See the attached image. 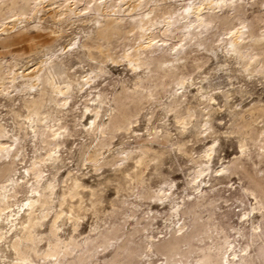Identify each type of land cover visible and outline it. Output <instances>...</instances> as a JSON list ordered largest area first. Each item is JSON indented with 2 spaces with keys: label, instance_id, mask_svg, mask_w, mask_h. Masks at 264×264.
Listing matches in <instances>:
<instances>
[{
  "label": "bare ground",
  "instance_id": "1",
  "mask_svg": "<svg viewBox=\"0 0 264 264\" xmlns=\"http://www.w3.org/2000/svg\"><path fill=\"white\" fill-rule=\"evenodd\" d=\"M131 1L132 3L128 4ZM175 1L179 0H0V33H7L30 18L40 19L47 8L57 9L55 16L59 15V18L79 16L83 13L86 16L81 17V15L77 20L92 21L90 26L81 29L82 35H75L70 40L67 50L59 49L57 52L47 49L43 54L41 53L38 60L32 63L35 65L33 69H30V66H20V63L14 59H0V93L2 92L12 104L18 100H16L18 95L23 100L22 105L24 106L25 103L26 108L28 107L27 114L18 123V127L23 130L22 135L5 132V126L0 122V138H7L0 139V177L6 173L8 166L14 164L16 159L23 155L22 149L25 144L23 140L28 138L35 144L49 137L47 151L44 154L35 155L31 164L24 167V176L19 177L18 169H15L8 176L7 183L1 182L3 184L0 185V244L8 237L3 225V222H7L13 227L9 236L12 239L11 248L18 257L16 263L9 261L6 264L33 263L28 260L24 248L30 247V242L34 240L36 225L40 218L48 217L51 210H55V213L49 232L54 237V241L50 242V248H47L42 256L48 258L51 264H72L75 261H81L84 255L83 253L73 255L74 248L71 249L70 245L73 244V247H76L79 244L76 245L77 241L73 239L62 238L61 225L70 222L73 230H77L88 209H93L94 212L98 210V204L103 199V195L96 187L85 184L79 175L69 170L63 180L64 187L61 197L58 198V208L55 203L57 174L62 166L60 163L64 162L60 148L66 144L68 137L72 134L66 121L75 109L71 102L76 92L81 93L84 101V109L77 115L79 124L82 122L81 131L90 137L94 136L97 140L88 154V158L95 162V168L112 165L116 174L121 175L129 184L134 180L146 189L148 187L143 174L144 166L148 167L150 161H153L151 159H158L156 156L150 158V151L154 152L152 145L142 144L138 148H125L111 156H105L101 151L108 144V138L110 139L116 131L131 129L134 121L131 110L128 109L129 104L133 103V107H137L142 100L154 101L151 98L154 96L153 90L157 91L160 84L170 81L174 83L171 99L162 105L163 109L167 113L173 112L184 128L196 119L194 126L197 134L208 132L214 135L216 131L212 120L219 106L215 105L217 103L215 95L206 90L202 83L196 88L199 92L198 111L192 109L191 105L183 111V103L188 100L189 86L194 82L192 83L193 80H190L189 75H185L187 73L180 69L186 66L189 58H194L192 52L197 51L201 45H205L203 49L207 52L220 47L222 54L227 59L235 60L242 72L264 75V30L257 35L253 27L244 24V20L241 19L244 13L242 0H180L177 4ZM124 3L128 6L124 7ZM219 27L226 29L224 32L226 35H223L224 37L217 45H209L214 29ZM120 46L125 48L118 53L116 49ZM73 58L80 61L84 58L89 59L92 62L90 70L77 75L71 63ZM117 60H126L134 79L132 85H129L126 80L111 81L110 78V83L107 85L113 89V98L109 100L105 94L107 89L102 88L96 81L109 74L107 62ZM108 82L107 79L106 83ZM134 98H140V101L133 102ZM13 108L15 110V106ZM87 113L92 114L88 124L84 122ZM123 113L130 116L129 120L121 118ZM253 113L257 114L248 118ZM235 118L232 131L237 129L236 131L249 137L252 142L262 135L261 141L257 143L256 154L264 159V123H261L264 122V104L255 102L240 110ZM150 119L148 116V120ZM154 129L160 131L156 127ZM10 140L13 142L9 143L10 146H6ZM152 140L151 138L150 141ZM185 142L178 143V149L183 153L186 152ZM218 143L219 139L215 137L201 154L192 159L193 168L190 173L188 171L187 181L192 191L178 197L175 196L174 183H166L156 192L146 189L142 194L153 197L162 202L161 204L167 202L171 206L166 219L172 218V220L169 221L170 223L166 221L167 226L178 223L180 220L178 215L189 218V221L185 220L184 223L188 225L185 231L180 234L176 230L171 231L168 237L153 248L152 251L161 249L167 254L166 264L185 261L184 254L190 252L196 253L194 258L196 264H257L248 251V244L238 251L223 226L216 222L215 214L217 207H220L219 199L211 194L215 189L214 185L210 189H205L212 176L211 164ZM239 146V155L230 158L229 163L221 164L213 171L215 179L220 178L224 173L230 174L236 170L247 173L243 161L253 153L245 139L240 140ZM154 153L157 154V152ZM155 164L157 167L159 161ZM48 166L55 169L51 176L45 173L44 167ZM263 178L264 174L259 179L263 180ZM259 179L256 177L253 180L258 184ZM25 183H29L30 194L19 204L18 195ZM129 189L131 190V187ZM86 190H88L90 206L86 203ZM130 194L133 195V193ZM123 197L129 196L123 195ZM180 198L184 200L181 201ZM129 203L135 202L129 201ZM263 209L264 201L256 199L252 207L253 214L263 213ZM204 212L207 214L204 215ZM156 213L159 211H154L152 219L157 217ZM247 217L248 213L245 212L244 218L247 219ZM184 224L179 226L180 230L184 228ZM251 227L253 235L258 234L259 224L256 226L253 223ZM88 238L85 237L86 242L84 244L81 242L83 245L79 247L87 246ZM206 239L208 241L205 245L198 244ZM128 241H131V237ZM61 242L64 245L62 249L59 247ZM129 242L125 241V244L119 246L123 247V253L127 252L126 255H131L134 249L129 246ZM61 251L64 252L62 257L59 254ZM177 254L180 256H176ZM1 257L0 248V259ZM65 257L68 258L65 259Z\"/></svg>",
  "mask_w": 264,
  "mask_h": 264
},
{
  "label": "rangeland",
  "instance_id": "2",
  "mask_svg": "<svg viewBox=\"0 0 264 264\" xmlns=\"http://www.w3.org/2000/svg\"><path fill=\"white\" fill-rule=\"evenodd\" d=\"M178 2H180V0L175 1V4ZM129 3H132V1L128 2V4ZM128 4L124 3V7H127ZM242 5H244V13L241 15V19L244 20V24L249 25L251 28L253 27L257 35L263 33V0H242ZM45 11L40 19L35 17L30 18L31 20L29 19L27 22L22 23V25L20 24V28L17 26L7 33H0V59H14L20 63V66H30V69H33L35 65H32V63L38 60L41 53L43 54L47 49L57 52H59V49L60 51L63 49L67 50L70 40L74 38L75 35H82L83 30L81 29L87 28L92 23L90 19H86L87 21L77 20L81 15V17L86 16L83 13L79 16L72 15L67 18H59V15H57V18L55 16L57 14V9L47 8ZM225 30L226 29L223 27L214 29L212 40L208 42L210 43L209 45H217L220 43L221 38L226 35H224ZM204 46L205 45H201L198 47L197 51H193L192 56H194V58H189L186 66L180 69L184 71V73H187L185 75H189L190 80H193L192 83H196V85L193 83L189 86L188 100L183 103V111H186L188 105H191L192 109L198 111L197 100L199 92L196 88L202 83L204 88L213 93L217 99L215 105L219 106V108L212 120V124L216 131L215 133L217 134L214 133L213 135L208 132L197 134L194 126L196 119H193V122L189 123L184 128L177 121L173 112L167 113L163 109L162 105L168 103V100L171 99V90L174 86V83L167 81L160 84L157 87V91L153 90L154 96L151 98L154 99V101L142 100L140 106L137 107H133V103L129 104L128 109L130 108L132 120L134 121L131 129L128 131L119 130L116 131V133L114 132L115 134L110 136V139L108 138V144L105 145L101 151L105 156H111L117 151L125 148H138L142 144L152 145L154 152H157L158 155L150 151V158L156 156L158 159H151L153 161H150V165L148 167L144 166L145 169H143V174L146 177V185L148 187L146 189L151 192H156L160 186L166 183H174L173 189H175L176 192L175 196L179 197L188 191H192L187 184L189 173L193 168L192 159L201 154L204 148L210 144L215 137L218 138L219 143L216 146V152L213 155L211 164L212 176L207 186H205V189H210V187L214 185L215 189L211 194L216 195L219 199L218 203L220 207L216 209L215 220L219 225L223 226L225 231L229 234L230 240L233 241L238 251L241 247H246V244H248V251L251 256L254 257L256 263L264 264V209L263 213L256 212L253 214L252 212V207H254L256 199L264 201V199H261L264 197V178L263 180L259 179L264 174V159L259 158L260 156L256 154V149H258L257 143L261 141L262 135L259 137L256 135V140L252 142L249 137L236 131L237 129L232 131L233 123L236 119L235 117L238 116L240 110L255 102L264 104V75L254 72H242L240 65L233 59H227L222 54L220 47H215L210 52H207L203 49ZM123 48H125V46L117 47L116 52H122ZM110 62L111 61L107 62V68L109 67L108 69L110 70L109 74L98 78L96 81L102 88L107 89L105 94L109 100L113 98V89L111 86L109 87V85H107L110 83V78L111 81L114 79L119 81L126 80L129 85H132L134 79L126 60ZM71 63L78 75L84 74L85 71L90 70L92 62L87 58H84L83 61L73 58ZM245 73L248 74L246 75ZM107 79L109 81L108 83H106ZM75 94L76 96H74L71 102L75 109L69 114L70 117L66 121L72 134L68 137L66 144L60 148L64 157V162L63 164L60 163L62 166L57 174L56 208L59 207L58 198L62 195L64 187L63 180L66 178L68 174L67 171L69 170L79 175L85 184L96 187L101 195H103V199L101 198L102 200L98 204L97 211L94 212L93 209H88L86 211V215L80 221L77 230H73L70 222L61 225L62 229L60 234L62 238L73 239L77 241L76 245L79 244L76 247H73V244L70 245L71 249H75L72 251L73 255L76 256L79 255V253L84 254H82L81 261H75L72 264H105V262H107L106 264H166L168 262L167 254L161 249L156 251L152 250L163 239L168 237L171 231L176 230L178 234L185 231L188 225L184 223L185 220L189 221V218L185 215H178L177 217H180L179 222L170 227L167 226L166 221L169 222L172 220V218L170 220L166 219L169 215L167 212L171 210V206L167 202L161 204L162 202L160 203V201L155 200L149 195L143 196L142 194L145 193L146 189L134 180L129 184L121 175L116 174L112 165L108 164L98 169L95 168V162L88 158V154L89 151L94 148L97 140L94 136L90 137L85 132L81 131L82 122L79 124L77 115L81 114L84 109V101L80 92H76ZM16 100L14 104L9 103L11 101H8L2 92L0 93V122L5 126V132L22 135L23 130L18 127V123L22 121L23 116L27 114L28 107L26 108L25 103V107L22 105L23 100H21L20 96L17 95ZM133 100V102H137L138 100L140 101V98H134ZM227 100L229 102H227ZM11 106H15L16 111ZM138 107H140V109H138ZM256 114L257 113H253L248 116V118H252ZM148 116L149 119L153 117L148 120ZM91 117L92 114L87 113L84 122L88 124ZM121 118L129 120L130 116L123 113ZM253 124L255 125L254 122ZM153 125L160 131L153 130V128H155ZM151 138L153 139L152 141H150ZM0 139L5 140L7 138L2 137ZM242 139L246 140L247 146L249 145L248 148L253 153L249 157L250 159L247 158L249 161L247 159L243 161L247 173L236 170L230 172V174L229 172L224 173L220 178L215 179V173L213 171L221 166V164L229 163L230 158L232 159L240 154L239 144ZM48 140L49 137H46L43 141L36 142L35 144L28 138L23 140V143H25L22 149L23 155H20L14 164L7 167L6 173L0 177V185L4 182L7 183L6 180L8 176L12 174L15 169H18L17 175L19 177L24 176V167L31 164L35 155L44 154L47 151L49 147ZM184 140L188 141L185 142ZM11 142H13V140H10L6 146H10L9 143ZM181 142L186 143L184 147L187 155L178 149V143ZM255 154L257 157H255ZM251 159H253V163L250 161ZM158 161L159 164L156 167L155 163ZM44 169L48 176H51L52 172L55 171L51 166L44 167ZM250 177H252V180H250ZM256 177L259 179V186L253 180ZM206 178L208 179V177ZM209 184H211V186H208ZM130 187L131 190L129 189ZM260 188H262L263 191ZM29 189V183H25L18 195L19 204L30 194ZM85 193L86 203L90 206L88 190H86ZM130 193H133V195ZM123 195L129 197H123ZM125 199H127V201H125ZM128 200L130 202L134 201L135 203H129ZM180 200L183 201L184 199L180 198ZM14 207L16 208L17 206L15 205ZM151 209L155 210L151 211ZM156 210L159 211V213H156L158 214L157 217L152 219L151 217ZM245 212L248 213L247 219H245L246 217L244 218ZM54 213L55 210H51L48 217L40 218L36 225L34 240L30 242V247L24 248L25 254L28 260L33 262L32 264L50 263L49 259L44 258L42 255L47 248H50V242L54 241V237H52L49 232V226L52 222ZM206 214L207 213L204 212V215ZM253 223L256 226L259 224L258 234L256 235H253V228L251 227ZM182 224H184V228L180 230L179 226ZM3 225L7 231L6 235L8 237L7 239H3L0 244L2 254L0 264H6L9 261L16 263L15 261L18 257L11 248L12 239L9 236L12 233L13 227L7 222H3ZM85 237L90 238H88L87 246L83 248L79 247L86 242L87 239L85 240ZM130 237L131 241L129 242L128 240ZM78 241L83 244H80ZM125 241L129 242V246L134 247L131 255H126V251L124 254L122 252V250H124L123 247H119L121 244H125ZM207 241L206 239L198 244L205 245ZM136 242H139V244H136ZM130 243L132 245H130ZM62 246H64L63 242L60 243L59 247L61 248ZM115 250L119 253L117 254ZM63 253L62 251L59 253L60 257H62ZM186 255L189 256L186 257ZM55 256L52 258L55 259ZM176 256L179 257L180 255L177 254ZM195 256V252L185 253V261L177 262V264H196L194 259ZM67 258L68 257H65V259ZM19 264H25V262Z\"/></svg>",
  "mask_w": 264,
  "mask_h": 264
}]
</instances>
